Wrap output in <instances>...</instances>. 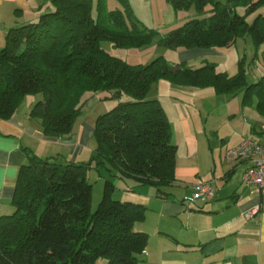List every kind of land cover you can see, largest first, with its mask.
Wrapping results in <instances>:
<instances>
[{"label":"trees","instance_id":"16d2710c","mask_svg":"<svg viewBox=\"0 0 264 264\" xmlns=\"http://www.w3.org/2000/svg\"><path fill=\"white\" fill-rule=\"evenodd\" d=\"M49 1L53 10L10 27L0 46V118H9L24 96L39 95L30 116L40 119L44 135L63 139L82 113L85 93L106 92L102 99L115 104L95 117L96 145L88 160L58 162L26 150L11 200L14 210L0 215V264H99V259L138 264L148 235L134 223L144 219L146 207L114 198L112 178L153 185L161 195L174 180L176 145L162 105L147 96L152 84L165 78L212 86L217 93L242 90V102L250 104L255 95V108L264 116V75L248 82L241 58L231 76L210 62L192 69L161 55L128 63L102 44L136 48L157 33L136 18L129 0H117L121 8L110 10L104 0ZM166 1L176 13L190 15L159 45L228 47L247 35L264 50V0ZM91 168L107 174L94 211L86 177Z\"/></svg>","mask_w":264,"mask_h":264},{"label":"crops","instance_id":"0c3cea01","mask_svg":"<svg viewBox=\"0 0 264 264\" xmlns=\"http://www.w3.org/2000/svg\"><path fill=\"white\" fill-rule=\"evenodd\" d=\"M116 1L106 0L108 10L109 5L121 8ZM129 2L136 18L155 28L172 29L190 15L189 11L176 13L166 0ZM50 10L53 5L49 0H0V46L10 27L34 22ZM102 46L131 64L147 63L161 55L169 63L184 62L192 69L213 62L218 72H224L225 66L219 67L215 57L223 56L231 47H179L171 53L146 45L126 49L104 42ZM253 72L252 83L264 75ZM106 95L102 91L83 95L82 113L71 134L63 139L44 135L40 119L30 116L39 95L24 96L9 118H0V215L14 210L11 200L18 169L27 161L26 150L34 153L35 145L53 143L61 146L62 152L55 156L58 162L90 156L96 145L95 117L115 104L114 100H103ZM147 96L162 105L176 152L174 180L165 187L166 193L158 194L153 186L145 197L131 200L146 207L144 219L134 223L135 230L148 235L144 250L137 254L138 264H264V195L243 182L246 160L228 163L224 157L227 149L243 139L264 144V116L255 108L256 96L244 104L242 90L217 93L212 86L165 78L153 83ZM202 182L216 187L213 198L184 201ZM98 262L105 264L104 259Z\"/></svg>","mask_w":264,"mask_h":264},{"label":"rangeland","instance_id":"374dc122","mask_svg":"<svg viewBox=\"0 0 264 264\" xmlns=\"http://www.w3.org/2000/svg\"><path fill=\"white\" fill-rule=\"evenodd\" d=\"M93 1L94 3L96 2V0H93ZM104 1H105V7L108 10L107 5H106V0ZM119 4L121 7L120 2ZM114 8L116 7H113V5L111 7L109 5V10L114 9ZM241 11H243V9H241ZM252 16H253L252 14H249L247 16V19L250 20ZM140 22L147 28H153L157 30L156 35H154L150 43L146 45L147 48L153 47V48H158V49L168 51L171 53H175L174 52L175 49H171V48L161 46L158 44L159 39L170 30L169 29L170 27H167L168 29L165 28L166 29L165 30L164 28H162V26H160L159 28H155L153 25H148V24L145 25L143 21H140ZM230 46L231 47H229V49L227 50L228 52H225L223 56L215 57V61L218 62L219 67L225 66L224 67L225 71H227L229 74H233V73L235 74L238 71V62L241 58L243 61V65L245 66V69H246V76H247L248 82H250L251 77L255 76L256 73L253 72L254 70L263 72L264 74L263 45L255 46L254 43L252 42L251 37L245 35L243 37L237 38L236 42H234V44ZM132 48H135V47H132ZM130 58L131 59L134 58L133 60H135L134 56H130ZM222 63L224 65H222ZM215 69H216V65H215ZM35 147L36 149H34V153L39 157H50V155H53L52 158L53 157L55 158V156H57V153L61 151V148H60L61 146L59 144L55 145L53 143H48L47 145L38 144V145H35ZM86 151L89 152L88 150ZM88 158L89 157H87L84 160H88ZM103 175L106 176L107 174L104 171L99 172L95 168H91L87 172V175H86L87 180L92 184V194H91V202H90L91 211H94L96 209V207L98 206L101 200L103 184H104ZM112 181L114 183V189L112 191V196L120 200H127V199L134 200L137 198L138 199L143 198L146 196V194H148L147 189H152V190L154 189L153 185H150V184L138 185L136 184L135 180H133L132 178H126L123 180V179L113 177Z\"/></svg>","mask_w":264,"mask_h":264},{"label":"built area","instance_id":"2783aa9c","mask_svg":"<svg viewBox=\"0 0 264 264\" xmlns=\"http://www.w3.org/2000/svg\"><path fill=\"white\" fill-rule=\"evenodd\" d=\"M224 157L228 163H234L241 159L246 160L248 166L243 172V182L253 185L258 194L264 195V144L250 139H243L235 147L227 149ZM215 192L216 187L214 185L210 182H202L194 187L191 195L184 197V201H209L213 198Z\"/></svg>","mask_w":264,"mask_h":264}]
</instances>
